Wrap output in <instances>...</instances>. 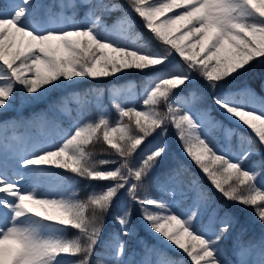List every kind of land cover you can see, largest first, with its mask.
<instances>
[{
  "label": "snow or ice",
  "instance_id": "snow-or-ice-1",
  "mask_svg": "<svg viewBox=\"0 0 264 264\" xmlns=\"http://www.w3.org/2000/svg\"><path fill=\"white\" fill-rule=\"evenodd\" d=\"M261 93L264 0H0V264H264Z\"/></svg>",
  "mask_w": 264,
  "mask_h": 264
},
{
  "label": "trees",
  "instance_id": "trees-1",
  "mask_svg": "<svg viewBox=\"0 0 264 264\" xmlns=\"http://www.w3.org/2000/svg\"><path fill=\"white\" fill-rule=\"evenodd\" d=\"M4 2H6V0H4ZM52 2H53V0H43V3H45V4H50V3H52ZM77 19H79V16L77 17ZM245 83H247V84H251V86H252L253 88H255L257 92H260V79H259V74H258V73L255 74V75H248V76H245V77L241 78V80H240V84L243 85V84H245ZM17 95H19V94H17ZM104 102H105L106 104L108 103V98H107V96L104 97ZM17 103H18V101H17ZM42 107H44V105H38V106H36V109H33V108L25 109L24 112H23V115L26 117V116H28L32 111H35V110H37L38 108H42ZM108 111L111 113L113 119H115V113L112 112L110 106H109V108H108ZM19 115H20V113H19L18 111H8V112L6 113V115L3 116V117H0V119H2V118H7V117H13V116H19ZM53 115H54V114H53ZM54 116H55L57 122L60 123L61 127H67V119H66L65 117L58 116V115H54ZM21 128H22V127H21ZM18 129H20V128H18ZM214 136H216V137L219 138V141H218L219 143H222V144L224 143L222 137H220V133H218V132H214ZM95 151H96L97 154L99 155L100 152H101V145H97ZM189 167H191L192 171L195 172L197 176H200L201 180L203 181V183H204L205 186L207 187V186H208L207 181L204 180V178L200 175L199 171L195 168V166L189 164ZM83 183H84V182L81 181V185H83ZM83 195H84V193L81 192V193H80V196L82 197ZM186 204H187V202L185 203V205H186ZM238 207H239V206H237V208H238ZM250 212H251V209H247V210H245L244 213H241V220H242V222H246V223H247V226H248V229H249L248 232H247V235H245V236L243 237V239H244L245 241H247V240H249V239H251V240H258L259 237H260V235H261V229H260L259 224H252V223L250 222V217H249V215H248ZM110 230H113V225H112L111 221H108V222H107V225H106V228H105V233H107V232L110 231ZM149 242H150V243H155V241L151 240L150 238H149ZM230 243H231V242H229V244H230ZM98 250H99V249H98ZM170 254H172V255H176V253H170ZM228 255H229L230 258H233V259H234V257H231V253H230V251L228 252Z\"/></svg>",
  "mask_w": 264,
  "mask_h": 264
},
{
  "label": "rangeland",
  "instance_id": "rangeland-1",
  "mask_svg": "<svg viewBox=\"0 0 264 264\" xmlns=\"http://www.w3.org/2000/svg\"><path fill=\"white\" fill-rule=\"evenodd\" d=\"M64 2L67 3L68 0H64ZM69 14H70V11H69ZM257 93H260V92H257ZM261 94H264V93H261ZM8 118L9 117L3 118V119H8ZM49 118L53 122H57V120H56V118H55V116L53 114H50V117ZM55 131H56V129L53 126H51V125L48 128L44 129V132L46 134H53L54 135L55 134ZM16 132H17L18 135H24L25 137H27L29 135H39V134H41V130L40 129H35V128L34 129H29V130H26L25 128H20V129H17ZM11 134H12L11 131H9V135H11ZM212 134L214 135V132ZM219 145L221 147H224L225 146V145L223 146L220 143H219ZM185 203L186 202L181 203L180 208L186 209L189 206L188 203L186 205H185ZM248 258L255 260V259H258V256H257L256 252L253 251V253Z\"/></svg>",
  "mask_w": 264,
  "mask_h": 264
}]
</instances>
